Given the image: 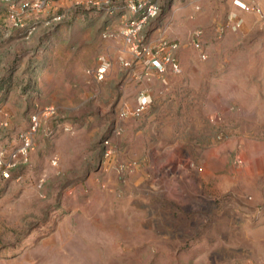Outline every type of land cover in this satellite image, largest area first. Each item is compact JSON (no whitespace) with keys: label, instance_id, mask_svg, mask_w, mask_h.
I'll list each match as a JSON object with an SVG mask.
<instances>
[{"label":"rangeland","instance_id":"rangeland-1","mask_svg":"<svg viewBox=\"0 0 264 264\" xmlns=\"http://www.w3.org/2000/svg\"><path fill=\"white\" fill-rule=\"evenodd\" d=\"M21 1L0 0V146L40 122L28 163L0 178V264H264V56H199L192 18L175 23L195 3L160 0L146 36L177 42L180 69L139 82L118 9L48 0L14 26ZM142 87L148 108L120 117Z\"/></svg>","mask_w":264,"mask_h":264},{"label":"built area","instance_id":"built-area-1","mask_svg":"<svg viewBox=\"0 0 264 264\" xmlns=\"http://www.w3.org/2000/svg\"><path fill=\"white\" fill-rule=\"evenodd\" d=\"M48 0H23L17 8L10 10L8 17L14 26H21L22 19L25 15L38 12ZM93 8L99 10H110L122 12L123 22L119 27V33L125 44L126 51L129 53L128 58L121 57L120 62L130 68L132 76L137 81H150L154 77L166 82L168 72H177L180 69V63L176 56L178 43L169 40L165 32L156 33L154 39H147L146 28L149 22L157 17L161 10L160 0H87ZM233 5L237 8L251 12L264 19V0H232ZM197 9L198 6L195 5ZM235 11H230L227 21H230V29L239 28L240 20H234ZM192 42L199 52V56H207L203 49V43L200 39L202 31L195 29L192 32ZM105 35H113L108 32ZM110 61L104 54L96 58L95 65L88 70V74L94 81H102L110 69ZM151 102L150 93L145 87L140 88L137 93L136 102L132 107H123L119 111L120 117L136 116L145 111ZM53 107L47 108V113H52ZM40 118L37 113L29 115V123L19 137L20 142L15 147L0 146V178L9 179L12 177L14 170L26 165L29 161V148L32 142V134L39 127ZM6 121L0 125L5 126ZM1 137V135H0ZM38 187L42 185V180L38 182Z\"/></svg>","mask_w":264,"mask_h":264},{"label":"crops","instance_id":"crops-1","mask_svg":"<svg viewBox=\"0 0 264 264\" xmlns=\"http://www.w3.org/2000/svg\"><path fill=\"white\" fill-rule=\"evenodd\" d=\"M192 1L195 3L194 6L181 7L180 11L176 12L175 23L177 24V19L180 20L183 16L192 18L187 29H200L202 31L200 39L202 43L209 45H207L209 50H214L215 46H223L224 50L238 49L242 46L247 56H264V19L237 8L232 0ZM195 5L198 9H195ZM230 11H235L237 14L234 20H240L239 28L236 30L230 29V21H227ZM185 24H187L186 21L182 23V25ZM180 28L178 27L175 31L184 32L186 26ZM252 47L253 50H251Z\"/></svg>","mask_w":264,"mask_h":264}]
</instances>
